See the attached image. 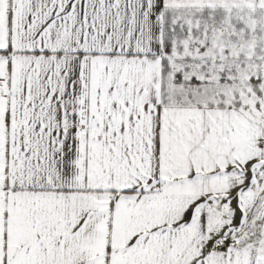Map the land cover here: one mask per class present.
Returning <instances> with one entry per match:
<instances>
[{
    "label": "snow or ice",
    "instance_id": "1",
    "mask_svg": "<svg viewBox=\"0 0 264 264\" xmlns=\"http://www.w3.org/2000/svg\"><path fill=\"white\" fill-rule=\"evenodd\" d=\"M0 264H264V0H0Z\"/></svg>",
    "mask_w": 264,
    "mask_h": 264
}]
</instances>
